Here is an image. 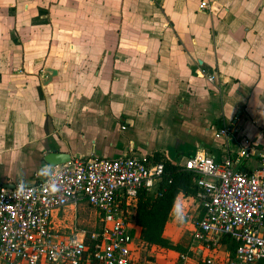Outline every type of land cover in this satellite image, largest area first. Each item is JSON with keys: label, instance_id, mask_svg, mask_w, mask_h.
<instances>
[{"label": "crops", "instance_id": "obj_1", "mask_svg": "<svg viewBox=\"0 0 264 264\" xmlns=\"http://www.w3.org/2000/svg\"><path fill=\"white\" fill-rule=\"evenodd\" d=\"M224 127L231 132L217 139ZM263 130L264 0H0V188L39 182L50 152H157L182 166L196 152L233 155L243 139L264 153ZM248 155L239 167L247 174L261 157ZM174 205L163 236L178 244L180 213L198 208L182 194ZM52 221L66 233L98 228L87 206ZM139 234L151 264H181ZM189 243L179 244L191 264L212 256ZM228 252L223 244L215 262Z\"/></svg>", "mask_w": 264, "mask_h": 264}, {"label": "built area", "instance_id": "obj_2", "mask_svg": "<svg viewBox=\"0 0 264 264\" xmlns=\"http://www.w3.org/2000/svg\"><path fill=\"white\" fill-rule=\"evenodd\" d=\"M207 8L205 3L199 6ZM205 78L215 82L214 76ZM231 130L224 127L215 137ZM238 142L233 155L216 160L196 152L181 166L197 176V192L191 198L198 214L189 246L212 253L202 260L205 264H264V153L247 139ZM249 150L261 157L247 174L239 167ZM163 175L162 162L148 158L88 157L48 167L45 177L32 185L1 187L0 264H138L136 203L143 193L160 196ZM82 206L94 210L98 220L99 230L91 231L88 241V230L73 225L66 233L52 221L54 214ZM179 218L184 219L183 213ZM224 238L235 244L234 254L228 252L223 261L215 262ZM178 259L191 264L189 255Z\"/></svg>", "mask_w": 264, "mask_h": 264}, {"label": "trees", "instance_id": "obj_3", "mask_svg": "<svg viewBox=\"0 0 264 264\" xmlns=\"http://www.w3.org/2000/svg\"><path fill=\"white\" fill-rule=\"evenodd\" d=\"M148 159L162 162L164 175L159 187L160 196L150 197L143 193L138 197L135 224L140 228L139 241L147 248L157 246L173 250L179 254L189 255L190 252L187 247H183L180 244H172L171 241L163 236V233L176 197L179 194L195 196L197 192L195 185L197 176L178 164H173L160 153L156 152ZM88 230L85 235L87 241L90 239L91 231H98L99 229ZM223 243L227 245L230 255H233L235 244L225 238ZM90 251H92V245H90Z\"/></svg>", "mask_w": 264, "mask_h": 264}, {"label": "rangeland", "instance_id": "obj_4", "mask_svg": "<svg viewBox=\"0 0 264 264\" xmlns=\"http://www.w3.org/2000/svg\"><path fill=\"white\" fill-rule=\"evenodd\" d=\"M86 213V212H85ZM85 213H81V216L78 218V223H82L86 217L84 215H87ZM184 219L178 218V226L180 227L181 231L175 230L176 231V238L175 240L179 244H186V241L189 240L190 237V232L193 229L194 221L197 218V214L193 213L191 210V207H188V209L184 210ZM180 223V224H179ZM95 226H98V223L95 222ZM179 231V232H178ZM179 235H178V233ZM144 249L139 248L138 255H136V259L139 262L138 264H151V257H148L146 255V252H144ZM153 264V262H152Z\"/></svg>", "mask_w": 264, "mask_h": 264}, {"label": "water", "instance_id": "obj_5", "mask_svg": "<svg viewBox=\"0 0 264 264\" xmlns=\"http://www.w3.org/2000/svg\"><path fill=\"white\" fill-rule=\"evenodd\" d=\"M69 161H70L69 155L64 154V153L50 152L44 157V162L50 167L59 166Z\"/></svg>", "mask_w": 264, "mask_h": 264}]
</instances>
